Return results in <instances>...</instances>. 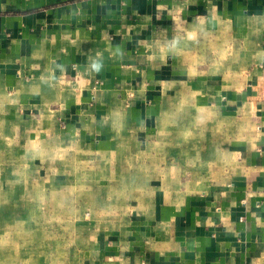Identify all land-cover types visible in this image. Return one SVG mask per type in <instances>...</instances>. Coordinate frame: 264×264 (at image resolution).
<instances>
[{
  "label": "crops",
  "instance_id": "crops-1",
  "mask_svg": "<svg viewBox=\"0 0 264 264\" xmlns=\"http://www.w3.org/2000/svg\"><path fill=\"white\" fill-rule=\"evenodd\" d=\"M2 163L99 187L88 264H264V0H0Z\"/></svg>",
  "mask_w": 264,
  "mask_h": 264
},
{
  "label": "rangeland",
  "instance_id": "rangeland-1",
  "mask_svg": "<svg viewBox=\"0 0 264 264\" xmlns=\"http://www.w3.org/2000/svg\"><path fill=\"white\" fill-rule=\"evenodd\" d=\"M94 189L81 179L0 178V264H88L87 239L99 229L90 223L119 217Z\"/></svg>",
  "mask_w": 264,
  "mask_h": 264
}]
</instances>
